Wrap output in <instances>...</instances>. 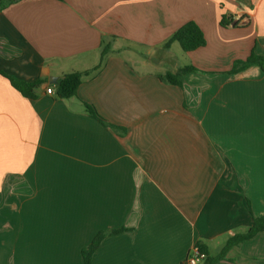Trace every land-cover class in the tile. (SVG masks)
<instances>
[{
    "label": "crops",
    "instance_id": "obj_1",
    "mask_svg": "<svg viewBox=\"0 0 264 264\" xmlns=\"http://www.w3.org/2000/svg\"><path fill=\"white\" fill-rule=\"evenodd\" d=\"M231 13L243 27H223ZM207 43L164 44L188 21ZM77 95H56L91 70ZM264 0H19L0 12V264H188L264 214ZM185 65L183 86L160 79ZM41 80L24 96L3 73ZM52 86L54 94L46 89ZM93 105L116 129L88 114ZM198 264H207L201 261ZM214 264H264V231Z\"/></svg>",
    "mask_w": 264,
    "mask_h": 264
},
{
    "label": "trees",
    "instance_id": "obj_2",
    "mask_svg": "<svg viewBox=\"0 0 264 264\" xmlns=\"http://www.w3.org/2000/svg\"><path fill=\"white\" fill-rule=\"evenodd\" d=\"M18 1L19 0H0V12L3 11L9 5ZM244 18L246 17L236 20L233 14L223 13L221 16L220 24L223 27H230V26L243 27L249 23V20L242 23V19ZM174 42H178L181 48L185 52H188L205 46L207 40L199 24L191 20L185 23L184 25H182L171 35V37L164 44V48L166 49L170 48V46ZM112 51H113L112 43L105 41V39L103 38L101 44V59L99 64L93 67L91 70L74 71L64 74L57 84L56 95L60 98H65V99L76 96L78 92V88L84 80V76L91 75V73L98 71L106 61V58L109 55V53H111ZM252 66H259L264 71V57L258 55L255 52V50L252 51L251 55L248 58L244 60L235 61L230 73L237 74L241 71L247 70ZM195 71H199V69L193 65H185L176 72L167 71L164 74H159V77L161 80L165 82L174 85L183 86L185 75L189 72H195ZM3 74H5L11 80L13 86L17 88L24 96L31 99L37 98L38 94L36 90L40 87L42 83L41 80L26 81V80L16 79L6 73ZM84 106L88 114L97 118L105 126L116 129V126L109 123L105 118H103L93 105L84 102ZM124 231H127V229L119 228L108 231L107 230L99 231L92 240V242L87 247H84L82 249L83 264H92L93 254L96 252V250L101 245V242L107 236L111 234L121 233ZM263 231H264V214L254 218L251 228L246 233L236 234L235 236L231 237L227 242L226 246L224 247L223 252L219 256L213 257L211 259L207 258L206 259L207 264H214L220 261L222 259L223 253H225L229 248L245 240L251 239L257 233ZM198 245L201 250L207 253L206 248L201 243H199Z\"/></svg>",
    "mask_w": 264,
    "mask_h": 264
},
{
    "label": "built area",
    "instance_id": "obj_3",
    "mask_svg": "<svg viewBox=\"0 0 264 264\" xmlns=\"http://www.w3.org/2000/svg\"><path fill=\"white\" fill-rule=\"evenodd\" d=\"M46 92L48 94H54L55 90L52 86H48L46 89ZM208 258V254L200 249L199 245H195L187 257V263L188 264H198L201 261H206Z\"/></svg>",
    "mask_w": 264,
    "mask_h": 264
},
{
    "label": "rangeland",
    "instance_id": "obj_4",
    "mask_svg": "<svg viewBox=\"0 0 264 264\" xmlns=\"http://www.w3.org/2000/svg\"><path fill=\"white\" fill-rule=\"evenodd\" d=\"M177 46H175L174 48H172L171 52L168 54L170 57H178L179 58V62H182L185 60V56L184 55V50L181 48L180 44H176Z\"/></svg>",
    "mask_w": 264,
    "mask_h": 264
}]
</instances>
